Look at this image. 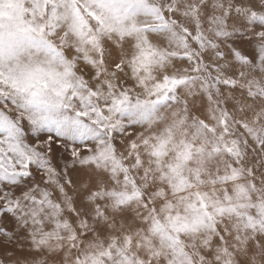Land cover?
<instances>
[{
    "label": "snow or ice",
    "instance_id": "snow-or-ice-1",
    "mask_svg": "<svg viewBox=\"0 0 264 264\" xmlns=\"http://www.w3.org/2000/svg\"><path fill=\"white\" fill-rule=\"evenodd\" d=\"M0 264H264V0H0Z\"/></svg>",
    "mask_w": 264,
    "mask_h": 264
}]
</instances>
